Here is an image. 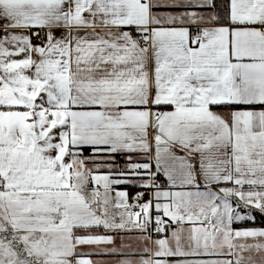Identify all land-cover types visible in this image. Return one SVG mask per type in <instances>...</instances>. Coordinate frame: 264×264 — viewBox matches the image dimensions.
<instances>
[{"label":"snow or ice","instance_id":"snow-or-ice-1","mask_svg":"<svg viewBox=\"0 0 264 264\" xmlns=\"http://www.w3.org/2000/svg\"><path fill=\"white\" fill-rule=\"evenodd\" d=\"M0 264H264V0H0Z\"/></svg>","mask_w":264,"mask_h":264}]
</instances>
